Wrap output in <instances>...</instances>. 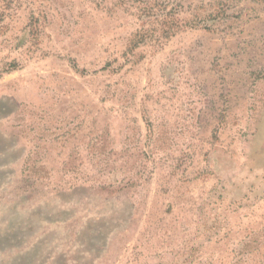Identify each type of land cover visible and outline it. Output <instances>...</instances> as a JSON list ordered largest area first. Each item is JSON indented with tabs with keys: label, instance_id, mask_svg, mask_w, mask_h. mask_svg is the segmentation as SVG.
<instances>
[{
	"label": "rangeland",
	"instance_id": "374dc122",
	"mask_svg": "<svg viewBox=\"0 0 264 264\" xmlns=\"http://www.w3.org/2000/svg\"><path fill=\"white\" fill-rule=\"evenodd\" d=\"M0 264H264V0H0Z\"/></svg>",
	"mask_w": 264,
	"mask_h": 264
}]
</instances>
